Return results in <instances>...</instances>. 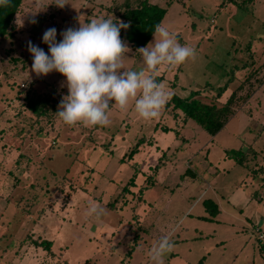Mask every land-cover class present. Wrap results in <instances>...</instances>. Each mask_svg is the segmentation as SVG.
<instances>
[{
    "label": "rangeland",
    "instance_id": "rangeland-1",
    "mask_svg": "<svg viewBox=\"0 0 264 264\" xmlns=\"http://www.w3.org/2000/svg\"><path fill=\"white\" fill-rule=\"evenodd\" d=\"M87 1L22 0L12 35L0 37V264H152L147 253L164 235L175 247L163 264H264L252 227L264 235V0H148L166 8L160 26L195 49L179 66L151 71L122 39V70L158 76L180 97L213 101L226 86L224 100L254 62L255 82L241 94L253 93L214 135L173 104L145 120L134 102L112 103L108 126L36 120L26 89L51 94L58 108L68 89L60 73L31 70L28 42L47 53L45 30L59 42L64 30L137 2ZM250 145L244 165L227 155ZM92 204L103 214L86 215Z\"/></svg>",
    "mask_w": 264,
    "mask_h": 264
},
{
    "label": "clouds",
    "instance_id": "clouds-1",
    "mask_svg": "<svg viewBox=\"0 0 264 264\" xmlns=\"http://www.w3.org/2000/svg\"><path fill=\"white\" fill-rule=\"evenodd\" d=\"M9 0H0V6H8ZM59 7L66 0H56ZM113 18H93L79 28H68L57 42V30L51 27L43 33L42 41L48 45L46 53L31 41L28 51L33 60L31 70L38 76L56 71L65 77L67 95L60 102L58 117L68 126L82 124L86 127L108 126L109 105L115 103L126 110L130 101L135 111L145 119L158 118L170 94L157 82L155 76L143 71L122 70L123 56L130 51L120 37L121 28H128ZM153 41L137 49L147 69L155 71L161 64L179 66L194 58L195 49L181 45L176 35L167 28L156 26ZM103 209L90 205L86 215L100 216ZM174 241L162 236L148 251L152 264H163L167 254L173 251Z\"/></svg>",
    "mask_w": 264,
    "mask_h": 264
},
{
    "label": "trees",
    "instance_id": "trees-1",
    "mask_svg": "<svg viewBox=\"0 0 264 264\" xmlns=\"http://www.w3.org/2000/svg\"><path fill=\"white\" fill-rule=\"evenodd\" d=\"M21 3L22 0H9L8 6H0V37L12 35L15 17L20 12ZM165 12L166 8L163 6H159L148 0H137L135 5H127L117 16L112 18L114 23L122 21L129 25L126 29L121 28L120 37L128 41L133 46L135 53H137V49L146 45L150 40L156 26L160 25ZM249 64L251 68L248 73L244 75L224 100H220L219 98L226 86L219 88L213 96V101H205L198 97L197 93H192L187 97H180L173 93L170 95L166 105L173 104L174 107L180 108L184 118L194 119L205 131L214 135L234 114L236 104L240 101L246 102L253 93L252 89V91L241 94L244 87L253 86L255 82V78H253L255 72L253 68L254 62L252 61ZM156 80H159L158 76H156ZM23 99L25 100V106L36 115V120L47 118L48 121H52L57 116L56 112L59 108L57 102L52 99L51 94L36 93L32 91V88H29L26 89ZM250 150H253L251 145L249 148L228 149L227 155L232 157L238 164L244 165ZM203 203L211 215L215 216L217 214L218 207L213 200L206 198ZM40 243L45 247L50 246L49 240H43Z\"/></svg>",
    "mask_w": 264,
    "mask_h": 264
},
{
    "label": "built area",
    "instance_id": "built-area-1",
    "mask_svg": "<svg viewBox=\"0 0 264 264\" xmlns=\"http://www.w3.org/2000/svg\"><path fill=\"white\" fill-rule=\"evenodd\" d=\"M21 86H24V85L21 84ZM254 229H255L256 232H258V238H261L262 239L264 237V235H263V233L260 232V229H258L256 227Z\"/></svg>",
    "mask_w": 264,
    "mask_h": 264
},
{
    "label": "crops",
    "instance_id": "crops-1",
    "mask_svg": "<svg viewBox=\"0 0 264 264\" xmlns=\"http://www.w3.org/2000/svg\"><path fill=\"white\" fill-rule=\"evenodd\" d=\"M84 2H86V3H87V2H89V1H87V0H84ZM252 227H253V228H255V226H254V224H253V223H252ZM254 230H255V229H254ZM263 244H264V243H262V245H263Z\"/></svg>",
    "mask_w": 264,
    "mask_h": 264
}]
</instances>
